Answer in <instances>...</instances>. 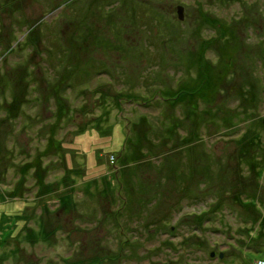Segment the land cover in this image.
<instances>
[{
  "label": "rangeland",
  "instance_id": "374dc122",
  "mask_svg": "<svg viewBox=\"0 0 264 264\" xmlns=\"http://www.w3.org/2000/svg\"><path fill=\"white\" fill-rule=\"evenodd\" d=\"M263 118L264 0H0L2 264H264Z\"/></svg>",
  "mask_w": 264,
  "mask_h": 264
},
{
  "label": "trees",
  "instance_id": "16d2710c",
  "mask_svg": "<svg viewBox=\"0 0 264 264\" xmlns=\"http://www.w3.org/2000/svg\"><path fill=\"white\" fill-rule=\"evenodd\" d=\"M26 43V42H25ZM24 42H19L13 49L15 50L17 48L18 45H23L25 44ZM27 44H29V41L27 42ZM9 48V51H13L11 49V47H8ZM161 101H167L165 98L161 97L159 98ZM158 99H156V97L153 99V101L157 102ZM134 102H136L134 99L132 100ZM142 104H147V102L145 101H140ZM112 158L115 160V157L112 156ZM258 173V172H256ZM261 173H264L263 172H260V174L257 175V177H260L264 180V175H262ZM90 182V181H89ZM93 182L95 183V180L93 179ZM93 183V184H94ZM90 185V184H89ZM108 188H109V184L107 185ZM112 187V184L110 182V188ZM47 191H48V188L46 187ZM107 190V188L105 189ZM65 191V190H64ZM49 192V191H48ZM70 190H67L65 192H62V193H59L57 195V200L58 202L61 204V208L59 210H57V216L67 212L65 211L67 207H69L68 204H70ZM48 196H43L41 198H39L38 202H37V206H40L42 204L45 203V199L47 198ZM21 199H24V196H20V195H14L12 193H10L9 195H2V202H4V200H12V201H15V200H21ZM16 203V202H15ZM254 205L256 202H252ZM253 204L249 203V205H246V206H250V207H256L254 206ZM11 207L13 208L14 206L11 205ZM17 208V207H14V209ZM257 208V207H256ZM9 210L7 207L6 208H3L2 212L4 210ZM258 209V208H257ZM258 212V211H256ZM259 216L261 217V215L259 214ZM12 217L13 220L11 219ZM11 219V222L10 224H8V222L10 221ZM2 220V222H1ZM262 220H264V215L262 217ZM29 215H24V211L22 214H17V216H10V217H7L6 215H0V233L1 234H5L4 235V238H0V249H3L5 250L6 252H2L0 254V264H2L3 260H7L6 262L9 263V260L10 258L13 260H15L16 256H19L20 253H22L20 250L22 248V246L20 244H26L25 242L29 243V233L27 232V234L24 235V230L28 228V225H29ZM252 224V223H251ZM259 224V222H256L254 223V225H257ZM202 227L200 226L199 227V230H201ZM29 230V229H28ZM249 234V232H248ZM15 245L14 248L9 252L8 248H9V245ZM20 247V248H19ZM210 257V255H209ZM264 258V257H263Z\"/></svg>",
  "mask_w": 264,
  "mask_h": 264
},
{
  "label": "water",
  "instance_id": "95a60500",
  "mask_svg": "<svg viewBox=\"0 0 264 264\" xmlns=\"http://www.w3.org/2000/svg\"><path fill=\"white\" fill-rule=\"evenodd\" d=\"M177 14H178V19L179 20H182V9L181 8H178L177 9ZM262 126H263V129H264V118L262 120ZM214 254H211L210 257H213ZM222 257V255H220V258Z\"/></svg>",
  "mask_w": 264,
  "mask_h": 264
},
{
  "label": "bare ground",
  "instance_id": "6f19581e",
  "mask_svg": "<svg viewBox=\"0 0 264 264\" xmlns=\"http://www.w3.org/2000/svg\"><path fill=\"white\" fill-rule=\"evenodd\" d=\"M156 127H158V126H156ZM156 127H155V128H156Z\"/></svg>",
  "mask_w": 264,
  "mask_h": 264
}]
</instances>
